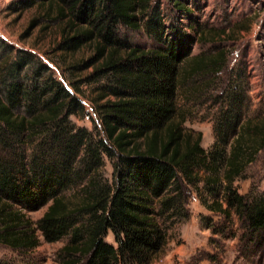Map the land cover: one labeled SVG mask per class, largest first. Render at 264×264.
Returning a JSON list of instances; mask_svg holds the SVG:
<instances>
[{
	"label": "trees",
	"instance_id": "trees-1",
	"mask_svg": "<svg viewBox=\"0 0 264 264\" xmlns=\"http://www.w3.org/2000/svg\"><path fill=\"white\" fill-rule=\"evenodd\" d=\"M34 1L56 5L58 49L90 46V56L70 69L91 70L65 86L33 54L0 39V244L27 250L39 238H65L60 264H151L169 226L187 217L191 187L202 185L195 190L207 195L198 199L208 218H218L212 231L226 235L234 216L240 246L258 245L264 191L239 193L234 181L264 148V115L240 120V94L223 87L214 98L217 138L208 151L200 132L183 125L187 114L177 104L198 76L205 78L199 94L214 90L227 52L187 56L181 44L130 45L118 25L137 28L148 0H23ZM198 35L205 40L206 32ZM81 84L95 85V121L84 112ZM74 115L87 116L92 129L76 125ZM40 207L35 220L27 217Z\"/></svg>",
	"mask_w": 264,
	"mask_h": 264
},
{
	"label": "rangeland",
	"instance_id": "rangeland-1",
	"mask_svg": "<svg viewBox=\"0 0 264 264\" xmlns=\"http://www.w3.org/2000/svg\"><path fill=\"white\" fill-rule=\"evenodd\" d=\"M55 6H41L37 1L26 4L23 0H0V39L14 48L30 52L48 66L53 77L65 86H71L69 82L81 79L91 67L76 72L70 66L89 57L91 49L88 44L74 51L56 47L62 21L53 20ZM135 18L137 28L129 29L121 25L117 28L119 36L130 45L163 48L170 43L175 46L181 44V52L187 56L220 48L227 52V63L216 75L214 90L199 94L200 90L205 91L201 86L205 78L198 76L185 85L183 99L177 96V104L187 114L183 125L200 132V145L205 150L209 151L217 138L218 105L214 98L223 87L240 94L236 108L240 120L254 121L263 117L264 0H148L144 12L139 11ZM33 19L35 21L29 25ZM153 20L160 24L159 28L148 27ZM219 30L221 33L210 41L208 33ZM203 32H206L205 40L199 41L198 34ZM94 86L81 84L78 91L84 112L89 113L93 121L96 120L91 107ZM69 118L76 125L92 129L87 116ZM102 173L109 176L107 163ZM234 185L239 193L264 191V148L244 167ZM202 187H191L187 217L169 226L167 242L151 264H264V229L258 245L251 243L246 249L240 246L237 239L240 231L234 216L224 228L226 235L214 233L212 228H215L218 218L215 215L208 218L212 213L200 203L197 193L207 194L195 189ZM66 192L69 194L71 190ZM43 208L27 212V217L35 220ZM111 239L108 233L106 240ZM65 241L63 238L45 242L39 238L38 245L27 250L11 249L0 244V264H60L59 248Z\"/></svg>",
	"mask_w": 264,
	"mask_h": 264
}]
</instances>
